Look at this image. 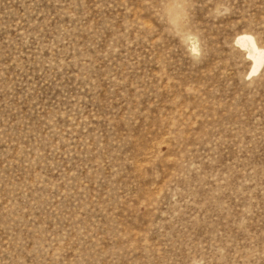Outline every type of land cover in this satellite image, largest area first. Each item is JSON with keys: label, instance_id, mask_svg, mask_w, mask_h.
Here are the masks:
<instances>
[{"label": "rangeland", "instance_id": "rangeland-1", "mask_svg": "<svg viewBox=\"0 0 264 264\" xmlns=\"http://www.w3.org/2000/svg\"><path fill=\"white\" fill-rule=\"evenodd\" d=\"M241 33L264 0H0V264H264Z\"/></svg>", "mask_w": 264, "mask_h": 264}, {"label": "bare ground", "instance_id": "bare-ground-1", "mask_svg": "<svg viewBox=\"0 0 264 264\" xmlns=\"http://www.w3.org/2000/svg\"><path fill=\"white\" fill-rule=\"evenodd\" d=\"M235 43L247 51L251 60L250 73H257L264 62V49L258 46L255 38L249 33H241L236 36Z\"/></svg>", "mask_w": 264, "mask_h": 264}, {"label": "clouds", "instance_id": "clouds-1", "mask_svg": "<svg viewBox=\"0 0 264 264\" xmlns=\"http://www.w3.org/2000/svg\"><path fill=\"white\" fill-rule=\"evenodd\" d=\"M186 6H187V5L176 4V5H170L169 7H174V8H176V9H180V8H182V7H186ZM173 22H175V23H180L181 21L176 20V21H173Z\"/></svg>", "mask_w": 264, "mask_h": 264}]
</instances>
